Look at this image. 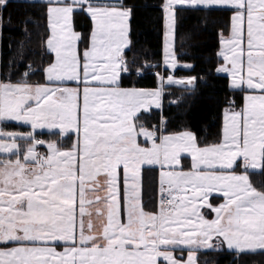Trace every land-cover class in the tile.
Instances as JSON below:
<instances>
[{
  "label": "snow or ice",
  "instance_id": "1",
  "mask_svg": "<svg viewBox=\"0 0 264 264\" xmlns=\"http://www.w3.org/2000/svg\"><path fill=\"white\" fill-rule=\"evenodd\" d=\"M9 2L0 0V10ZM39 2L50 29L44 45L54 54L41 69L45 82L30 83L29 72L20 82L0 81V122L32 129H0V264H159L161 257L197 264L200 249L264 250V189L249 177L264 173V0H164L162 62L171 70L179 64L177 9L233 12L230 34H221L225 63L217 71L230 73V87L245 91V102L225 109L220 141L203 145L191 131L168 133L163 116L152 128L139 116L162 108L167 85L192 87L196 76L156 72L155 88L120 86L122 74L136 71L125 56L133 9L124 0ZM74 13L91 19L90 33L75 31ZM37 129L75 140L67 147L43 141ZM43 143L47 154L36 151ZM184 153L191 156L188 170ZM154 166L160 169L156 206L142 196L143 170ZM214 194L221 203L212 202ZM60 242L62 251L54 246Z\"/></svg>",
  "mask_w": 264,
  "mask_h": 264
},
{
  "label": "trees",
  "instance_id": "2",
  "mask_svg": "<svg viewBox=\"0 0 264 264\" xmlns=\"http://www.w3.org/2000/svg\"><path fill=\"white\" fill-rule=\"evenodd\" d=\"M132 7L130 18L131 49L125 51L129 67L136 71L130 76L122 74L121 87L155 88L158 78L146 63L160 69L163 61L164 0H124ZM176 52L179 61L177 69L171 72L176 77L196 76L192 87L167 85L163 96L162 108H151L139 114L145 126L152 128L166 118L168 133L190 130L196 134L198 142H219L222 137L223 113L234 107L239 110L244 104V91L230 87L227 75L217 72L221 63L219 49L221 34L227 36L231 30L233 12L219 7L177 9ZM2 29L0 31V80L16 83L24 79L30 83H44L45 74L41 69L53 61L44 40L49 35L46 7L42 2L10 1L6 9L0 10ZM74 26L78 32L90 33L93 23L83 13L74 14ZM83 47V45L81 46ZM191 63L193 68L185 69L181 65ZM31 69L35 70L30 72ZM138 72H144L141 76ZM234 101V105L230 104ZM1 129L8 132H30L28 126L19 123H3ZM37 139L56 140L67 147L69 140L59 132L36 131ZM24 143V141H23ZM47 145V143H44ZM5 156V155H4ZM2 156V157H4ZM14 158V157H10ZM251 182L258 189H264V173L249 172ZM144 199H152L155 206L158 188V170L146 167L142 174ZM215 198V197H214ZM213 198V199H214ZM217 201H213L215 204ZM154 210V208L152 209ZM198 264H264V250L246 252L237 255L227 249L198 252ZM160 264H167L160 262Z\"/></svg>",
  "mask_w": 264,
  "mask_h": 264
},
{
  "label": "crops",
  "instance_id": "3",
  "mask_svg": "<svg viewBox=\"0 0 264 264\" xmlns=\"http://www.w3.org/2000/svg\"><path fill=\"white\" fill-rule=\"evenodd\" d=\"M10 1H28V0H10ZM37 2H39V0H37ZM200 7L203 8L204 6H200ZM204 8H205V7H204ZM211 8H212V7H211ZM74 14H75V13H74ZM232 15H233V14H232ZM73 23H74V17H73ZM92 23H93V22H92ZM0 24L2 25V17H1V15H0ZM231 24H232V20H231ZM1 29H2V28H1ZM74 29H75V31H77L76 28H75V26H74ZM0 31H1V30H0ZM49 34H50V29H49ZM229 34H230V33H229ZM227 36H228V35H227ZM227 36H225V37H227ZM222 48H223V45H222V43H221V46H220V49H219V56H220V58H221V63L219 64L218 68H219L222 64L225 63L223 57L220 55V52H221ZM53 56H54V54H53ZM161 67H163V68H165V69H168V68H166V67L163 65V62H162V66H161ZM217 72H218V71H217ZM218 73H221V74L227 75L228 78H229L230 85H231V75H230V73H225V72H218ZM0 81H3V80H0ZM68 86H70V87H76L77 85H76L75 82H72V83H70ZM232 89H233V88H232ZM244 93H245V95H246V92H245V91H244ZM244 102H245V101H244ZM161 103H163V99H162ZM151 108H156V107H155V106H152ZM143 111H144V110H141V112H143ZM224 114H225V111H224V113H223V124H222V130H223V126H224ZM10 122L19 123V124H22V125L28 126V127H30V129H31L30 124H27V123H24V122H20V121H15V120H7V121H2V122H0V129H1V125H2L3 123H10ZM31 131H32V129H31ZM36 131H48V132L57 131V132H58V130H48V129H42V130H36ZM36 131H35V132H36ZM187 131H190V130H187ZM191 132H192V131H191ZM140 140H141V142H143V141H144V138L141 137ZM18 142L23 144V141H18ZM149 143H150V142H149ZM37 150H38V153L41 152L40 154H47V152H48L47 145H45L44 143H43V144H40V145H37V147H36V151H37ZM4 155H5L4 153H0V158H3L2 156H4ZM181 164L183 165L184 170H188V169L190 168V166H191V156H190V154H187V153L182 154ZM154 168H157V170H158L157 200H156V204H155V206H156V205H158V202H159V172H160V169H159V166H154ZM237 171L239 172V171H241V169L238 168ZM142 174H143V173H142ZM142 188H143V181H142ZM142 192H143V190H142ZM121 193H122V197H123V184H121ZM218 195H219V194H214V196L211 198V199H212V202H213V201H217L215 204H218V203H221V202H222V200H220V199L217 198ZM214 197H215V198H214ZM213 198H214V199H213ZM154 210H155V208H154ZM202 211H204L205 216H206L207 218H209V219L214 218L215 213L212 212L211 210H208V209L205 208V209H202ZM214 243H215V240H214ZM3 246H4V245L0 244V247H3ZM8 246H12V245H8ZM54 246L57 248L58 251H62V250H63V247H64V245L62 244V242L57 243V244L54 245ZM212 249H216V250L227 249V250H229V249L227 248V246L224 245V246H223L222 248H220V249H217V248L213 247V248H209V249H200L198 252H200V251L212 250ZM187 251H188L187 249H185V250L183 251V256H184L185 259L187 258ZM229 251H235V252H236L235 249H232V250H229ZM198 252H197V256H198ZM174 254L177 256V258H179L180 255H181V252H180L179 249H177V250H175V253H174ZM160 262H166V261H164L163 258L161 257V258H160V261H159V264H160ZM166 263H167V262H166ZM197 264H198V263H197Z\"/></svg>",
  "mask_w": 264,
  "mask_h": 264
},
{
  "label": "rangeland",
  "instance_id": "4",
  "mask_svg": "<svg viewBox=\"0 0 264 264\" xmlns=\"http://www.w3.org/2000/svg\"><path fill=\"white\" fill-rule=\"evenodd\" d=\"M129 24H130V21H129ZM1 28H2V25L0 24V30H1ZM165 31H166V27H165V13H164V34H163V46H164V40H165ZM174 47H175V50H176V34H175V43H174ZM169 69V68H168ZM171 72H173L174 70H171V69H169ZM177 78H179V77H177ZM154 106V105H153ZM2 126V125H1ZM37 130H42V129H37ZM11 132H13V131H11ZM17 133H27V132H17ZM37 152H38V150H37ZM39 153H41V152H39Z\"/></svg>",
  "mask_w": 264,
  "mask_h": 264
},
{
  "label": "built area",
  "instance_id": "5",
  "mask_svg": "<svg viewBox=\"0 0 264 264\" xmlns=\"http://www.w3.org/2000/svg\"><path fill=\"white\" fill-rule=\"evenodd\" d=\"M151 72H152L153 74L156 73V72H160V73L164 74V73H165V69H164L163 67H161L160 69H158V68H156V67H153ZM159 123H160V122L155 123L154 125H159ZM154 125H153V126H154ZM153 126H152V127H153Z\"/></svg>",
  "mask_w": 264,
  "mask_h": 264
}]
</instances>
